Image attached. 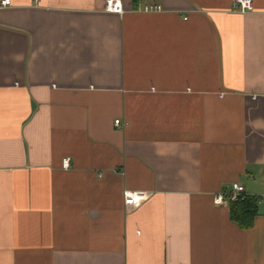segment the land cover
<instances>
[{
    "label": "crops",
    "instance_id": "obj_1",
    "mask_svg": "<svg viewBox=\"0 0 264 264\" xmlns=\"http://www.w3.org/2000/svg\"><path fill=\"white\" fill-rule=\"evenodd\" d=\"M108 1L0 6V264H264V0Z\"/></svg>",
    "mask_w": 264,
    "mask_h": 264
},
{
    "label": "built area",
    "instance_id": "obj_2",
    "mask_svg": "<svg viewBox=\"0 0 264 264\" xmlns=\"http://www.w3.org/2000/svg\"><path fill=\"white\" fill-rule=\"evenodd\" d=\"M11 4V0H3L0 3L1 7H7ZM234 9L241 13L247 14L254 11L253 0H233ZM106 10L109 12L122 13V5L120 1H108L106 4ZM147 10L149 11H161V7L154 6L150 7ZM115 126L124 127L125 125L120 121H115ZM70 158L63 160V168L68 170L70 168ZM248 195L245 192L244 186L239 183H234L231 186L225 188L222 192L218 193L214 197V204L217 206H230L231 203H238L243 201ZM148 195L143 192H124V204L125 206H130L137 208L139 207L146 199Z\"/></svg>",
    "mask_w": 264,
    "mask_h": 264
},
{
    "label": "trees",
    "instance_id": "obj_3",
    "mask_svg": "<svg viewBox=\"0 0 264 264\" xmlns=\"http://www.w3.org/2000/svg\"><path fill=\"white\" fill-rule=\"evenodd\" d=\"M257 197L247 196L243 201L230 204V218L243 229H249L253 226L257 214Z\"/></svg>",
    "mask_w": 264,
    "mask_h": 264
}]
</instances>
